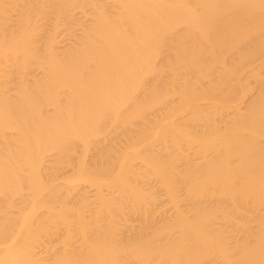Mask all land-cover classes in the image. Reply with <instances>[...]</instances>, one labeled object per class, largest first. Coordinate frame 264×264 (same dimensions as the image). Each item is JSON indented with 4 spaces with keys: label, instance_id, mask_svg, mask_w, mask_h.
<instances>
[{
    "label": "bare ground",
    "instance_id": "6f19581e",
    "mask_svg": "<svg viewBox=\"0 0 264 264\" xmlns=\"http://www.w3.org/2000/svg\"><path fill=\"white\" fill-rule=\"evenodd\" d=\"M0 264H264V0H0Z\"/></svg>",
    "mask_w": 264,
    "mask_h": 264
},
{
    "label": "rangeland",
    "instance_id": "374dc122",
    "mask_svg": "<svg viewBox=\"0 0 264 264\" xmlns=\"http://www.w3.org/2000/svg\"><path fill=\"white\" fill-rule=\"evenodd\" d=\"M5 244L2 245V243L0 244V247H3Z\"/></svg>",
    "mask_w": 264,
    "mask_h": 264
}]
</instances>
